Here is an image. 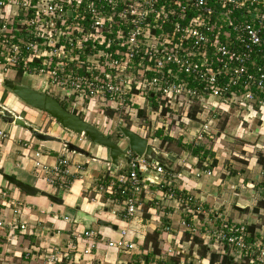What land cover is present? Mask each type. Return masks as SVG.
<instances>
[{
  "label": "built area",
  "instance_id": "1",
  "mask_svg": "<svg viewBox=\"0 0 264 264\" xmlns=\"http://www.w3.org/2000/svg\"><path fill=\"white\" fill-rule=\"evenodd\" d=\"M9 72L35 77L32 88L49 96L44 90L59 91L62 95L52 97L65 108L70 105L69 111H97L94 118L107 134L117 128L121 135L120 128L128 125L155 153L163 136L211 150L223 137L214 128L220 116L234 119L242 130H233V138L245 139L249 121L264 126L258 117L264 115V0H0V83ZM68 134L52 165L30 159L35 175L52 188L57 182L63 191L69 178L83 171V163L67 156V144L81 149L86 144L84 134ZM205 141L213 144L205 146ZM251 144L255 158L264 153V140ZM123 159H107V172L89 188L100 207L113 203L109 213L126 223L116 239L101 242L104 236L96 230L74 228L66 249L36 243L21 249L24 236L41 235L35 220L21 218V203L4 199L0 191L7 210L0 208V264L32 256L38 264H78L81 255L101 246L131 253L144 236L128 222L140 223L144 202L151 203L146 213L153 218L159 201L166 199L180 213L175 231L183 239L161 227L155 255L120 264H208L195 255L198 248L206 250V257L217 256L209 264H264V225L256 234L248 222L227 219L215 206L203 210L185 186L173 183L181 172L170 171L162 160H146L131 150ZM182 161L194 178L213 175L208 157L200 168ZM258 177L264 180V167ZM151 187L159 193L154 199ZM189 251L191 257L184 256Z\"/></svg>",
  "mask_w": 264,
  "mask_h": 264
},
{
  "label": "crops",
  "instance_id": "2",
  "mask_svg": "<svg viewBox=\"0 0 264 264\" xmlns=\"http://www.w3.org/2000/svg\"><path fill=\"white\" fill-rule=\"evenodd\" d=\"M7 109L9 110V108ZM13 114L15 116L20 117L24 121L25 125L17 126L12 123H7L0 119V131H2L5 136V138L0 137V191L5 194L4 199L9 201L12 200L13 202L19 201L21 203L23 207V214L21 218L29 217L30 219L35 220L36 226L38 227V232L41 235L37 237L24 236L22 239L23 241L21 249L24 247V245H27V247L30 244L34 246V243L40 246H44L45 248L49 246H56L59 249H63L64 247L66 249L67 243L69 241L68 238L70 236V231L74 228L82 229L85 227H89L96 230L98 233H101L102 236H104L102 238L100 237V234H97L96 239L99 240L100 238H102L101 242L107 241L108 238L116 239L118 237V228L121 226L123 227L126 223L121 220L122 218L120 217V215H117L116 212L114 215H111L109 213L111 211V208L115 207L113 206V203L107 202L105 203L104 207H100L97 202L93 200V193L89 190L93 182L107 172L106 168L103 165L109 156L105 148H103V151L101 152H95L90 149V146L87 147L86 150L83 149L85 151V154H79L77 152L69 151L67 153V156H69L72 162L83 163V171L81 173V176L79 178L78 176L69 178L70 182L68 189L64 191L57 187V182L54 183L55 186L52 188V186L45 184L41 177L35 175L36 172L32 167V161L30 159L37 160L45 165H52L62 153L60 142L65 141L67 138H69V134L65 133V135L67 136L65 139L63 137L58 138L54 136L56 138L55 140L40 141L36 138H31V132L27 129V126H31L29 124V121L31 119L29 120L26 118L27 120L25 121L24 116L22 117L20 114L17 113ZM31 121L33 122V124L36 123V120ZM225 123H227V126L231 125L230 130L229 128H227L229 130L228 133L231 135V137H233V130H239L240 132H242L240 128H236V121L234 119L230 121H225ZM225 131L226 128L221 131L223 132L221 133V136L225 135ZM245 135L247 136L248 134L245 132ZM167 142L174 143L176 145V147L175 145L174 147L177 150L166 151L165 148L167 144L164 145L161 140L160 145H162V148L160 147V145L159 147L161 148L163 155H158H160V160L164 161V158H166L172 163V167H168L167 169L173 172H181L180 177L174 180L173 183L177 185V187L183 188L185 186L187 191H189L190 193L192 192L193 194H191L195 196L196 199L201 201L203 210L206 211L208 207L215 206L219 211H224V209L220 208V206L223 205L224 200L227 201L229 199L228 196H231L232 199V196L238 195L229 191L230 184H224V182H221L220 178H214L211 181L213 187L210 189L209 193H206V195L202 196V192H204V190H199L197 181L198 179L194 178L190 174L191 169H186L182 166V160H184L188 167L200 168L198 156L191 154L187 145H179V138L170 139L167 140ZM217 145L214 149L210 148V151L214 153V158H216V160V153L221 151L222 148V146L221 148H218ZM251 148L254 147L251 145ZM252 151L253 150H251L250 152ZM174 153L176 154L174 155ZM249 160V166H254L256 168V171L259 172L260 165L257 164L254 151L252 152V155H250ZM208 164L209 162L207 161V165ZM217 166H219V164L216 161V166L210 168L216 170L218 169ZM257 172L253 175V178L257 180V182H255L254 184H261V186H263L264 180L258 177ZM4 175L17 179L25 184L28 183V185L34 186L40 191L52 194L62 199V203L57 204L51 201L48 197L43 196L39 193L34 195H26L19 189H17L13 184L9 183L4 178ZM238 181L239 183L236 179L237 185L242 184V179H239ZM75 182L77 183V190L74 193L73 189ZM251 183L252 182L247 183L246 188H252L253 183ZM218 187L220 190L218 189ZM155 190L156 189L154 187H151L150 197L153 199L156 194H159ZM221 191H224L225 193L218 197L217 195L221 194ZM68 195L73 196L71 202L66 200V197H68ZM238 200L246 201L240 198H238ZM262 200H264V197L262 198ZM2 201L3 200H0V208L2 211H7L2 207ZM159 203L160 208L156 210L158 214L154 215L153 218L149 219V215L148 213H146L148 205H151V203L144 202V205L142 207L143 212L140 210V223H138L137 220H131L130 222H128L127 227L129 229H135L139 231L142 236H144V239H139V241H136L135 249L131 253L127 254L123 252H115L113 249H106L105 247L101 246V248L92 250L89 255H81L79 260L75 263L120 264L124 261H127V259V262H129V260H133L134 258L150 259V257L157 253L153 251V244H156V248H159L161 245L160 238L163 234L162 232H160V228L164 226H168L169 230L173 235H178L180 237L182 236L183 239L182 232L178 234V231H175L179 228L177 220L180 219V213L174 208H172V202L167 199L165 201H159ZM232 206L233 209L230 210V212L226 213V211H224L225 218L245 220L250 224L249 229L254 230L256 234L259 231L263 230L261 227V225H264L263 204L257 205L261 208H256L257 212L251 214L252 217L248 214L242 213L243 208H245L246 204L239 205L238 203H236L237 207H235L233 204ZM69 211H71V213ZM166 211L167 213H169V217H167V215L164 213ZM236 212L241 213L237 214ZM63 216H67L69 220H63ZM157 216L159 217L158 221ZM247 217H251V220H247ZM98 220L103 221L106 224H97L96 221ZM202 249L203 248H198L195 255H197L199 259H202L203 263L208 260L209 264L216 260L217 256L213 253H210L208 257H206L207 252L205 249H203L204 253L202 254ZM70 256H72L71 252ZM184 256L191 257V251H189V254ZM129 257H131V259H129ZM37 261L38 260L36 259V257L32 256L25 260L7 258L3 263L38 264Z\"/></svg>",
  "mask_w": 264,
  "mask_h": 264
},
{
  "label": "rangeland",
  "instance_id": "3",
  "mask_svg": "<svg viewBox=\"0 0 264 264\" xmlns=\"http://www.w3.org/2000/svg\"><path fill=\"white\" fill-rule=\"evenodd\" d=\"M7 78L14 83L18 82L22 85H25V86H28L31 88L34 87V84H36V82H35L36 78L32 77L31 75L19 74V73L14 74L13 72H9V74L7 73ZM48 89H50V88H48ZM48 89L44 90V91H46L47 93H51V96H54V95L59 96V94H60L59 91H54V90L52 91V90H48ZM38 91H40V89ZM40 92H42V91H40ZM63 93H65V92H63ZM60 95H62V94H60ZM54 97H57V96H54ZM62 103L65 104V100ZM6 106L11 111L13 109V111H14V112L12 111L13 113L20 114L22 117L24 116L25 121L27 119L36 120L35 124H33V122L31 120L29 121V124L31 125L32 129H34L38 132H41V133H46V134L58 137V138L63 137L65 139L67 137L65 135V133L68 134V131L63 129L57 123V121L55 119H53L51 116L46 114L44 111H40V110L28 107L27 105L23 104L19 99H17L10 92V90L8 88L4 87L2 85V82H1L0 83V107L6 108ZM68 107L70 108V105H68L66 107L67 110L69 111ZM79 111L80 112L77 113L78 116H81L83 118L84 114H86L84 119L85 120L87 119L86 120L87 123L93 125L94 127H98V129L103 134H107V131H106L105 127L102 126L101 121L95 120V118H92V116L98 115L97 111H94V110L82 111L81 109ZM69 112H74V111H69ZM89 115H92V116L89 117ZM258 117H260V119L264 122V115H262V116L258 115ZM230 120H232V118H227L226 116H220L219 119L217 120V122L215 123V127H214L218 131H222L223 129L226 128L225 135L220 138L219 143L217 145L218 147L222 146L221 151L216 153L217 160L215 158V161H217V163L219 164V166H217L218 169L213 170V175L211 177H201V178H196V179H198L197 181H198L199 190L200 191L204 190V192H202V196L206 195V193H209L210 189L213 187V185L211 184V181L214 178L215 179L220 178L221 182L222 183L224 182V184L229 183L230 184L229 191H231L234 194H238L237 195L238 197L232 196V199H231V196H228L229 199L227 201L224 200V203H223V205L220 206V208L224 209V211H226V213H228V212H230V210L233 209L232 204L235 207H237L236 203H238L239 205L246 204L245 208H243L242 213L248 214L252 217L251 214L257 212V210L256 211L254 210V207L256 206L255 208H258V209L261 208V207L257 206L258 205L257 203L262 202V204L264 206V200H262V198L264 197V187L261 186V184H254L255 182H257V180H255L253 178V175L257 171H256V168L254 166H251V165L249 166L250 155H252V152H253V151L250 152L251 150H253V148H251V145H252L251 143H252V141L258 142L259 140L260 141L264 140L263 137L262 138H260V137L256 138L257 134H259V133L264 135V126L258 127V125H257L258 122L255 120L249 121L248 124L244 125V126H247V128L249 130V134L246 137L245 136L243 137L245 139L239 140L238 136L233 138L228 133L230 128H231V125L227 126V123H225V121H230ZM104 123H106V122H104ZM141 124L144 125V124H146V122L145 121H139L138 125L140 126ZM127 127H128V125L126 127H123V128L127 129ZM168 128H169V126H167V129L164 131L165 133L168 131ZM227 128H229V130ZM117 131H118V129L115 128L114 130H112L111 133H108L107 136L110 140L117 143L121 147V146L126 144V139L124 138V136L122 134L119 135V132H117ZM3 138H5V136ZM31 138H35L32 133H31ZM67 139H69V138H67ZM32 140H34V139H32ZM59 142H60V140H59ZM60 143H62V141ZM92 144L93 143H91L90 140L86 137V144L82 143L81 146L83 147L84 150H86L87 147L91 146L90 149H92L95 152L96 151L97 152L103 151L104 147L96 145V144H93V146H92ZM212 144H213L212 142H207V141H205L203 143V145H205V146L209 145L210 147ZM174 145H175L174 143L167 142L165 150L166 151H169V150L170 151H176L177 150L175 148L176 145H175V147H174ZM214 146H216V145H214ZM160 147L162 148V145H160ZM160 147H159L160 151L157 154L163 155L162 154L163 152H162ZM249 149H250V151H249ZM105 150L107 151V154H108V149L105 148ZM175 154L176 153H174V155ZM108 159H109V156H108ZM118 161L124 162V159L120 158V159H118ZM163 162H164L165 167H167V168L172 167V163L170 161H168L166 158H164ZM197 166H198V164H197ZM214 166H216V162H215ZM214 166H212V168ZM248 167H250V168H248ZM257 175H258V172H257ZM236 179H237L238 183H239L238 180L242 179V182H241L242 184L237 185ZM250 182L253 183V184L251 183L252 188H246V184L250 183ZM218 189H219V187H218ZM76 190H77V183L75 182L73 192L75 193ZM226 191H228V190H226ZM220 193L221 194L217 195L218 197L223 195V193H225V192L221 191ZM238 198L246 200L247 202L238 200ZM72 199H73V196L68 195V197H66V200H68L70 202ZM218 203H220V202H218ZM69 212L71 213V211H69ZM236 213L239 214L241 212H236ZM251 217H247V220H251Z\"/></svg>",
  "mask_w": 264,
  "mask_h": 264
},
{
  "label": "water",
  "instance_id": "4",
  "mask_svg": "<svg viewBox=\"0 0 264 264\" xmlns=\"http://www.w3.org/2000/svg\"><path fill=\"white\" fill-rule=\"evenodd\" d=\"M2 85L8 88L10 92L23 104L40 111H44L46 114L51 116L66 131L76 134L82 133L90 140L91 143L107 148L111 163H116L118 159L123 158L128 150H131L136 156H142L146 160H160L159 155L152 151L151 146L147 144L144 138L139 137L126 128H120L122 135L126 139L125 146L121 148L119 147V145H117V143L105 137L93 125L85 122L77 115H74L65 110L54 98L47 95L46 93L40 92L34 88L22 85L20 83H14L9 79H3ZM0 119L17 126L25 125L24 121L20 117L13 115L6 109H3L2 112H0ZM27 129L37 140L44 141L56 139L52 135L41 133L32 129L31 126H27ZM67 149L79 154H85V151L83 149L76 147L71 143L67 144ZM4 178L26 195H34L39 193L43 196L48 197L51 201L57 204L62 203V199L44 191H40L34 186L25 184L7 175H4ZM96 223L106 224L105 222L100 220L96 221Z\"/></svg>",
  "mask_w": 264,
  "mask_h": 264
},
{
  "label": "trees",
  "instance_id": "5",
  "mask_svg": "<svg viewBox=\"0 0 264 264\" xmlns=\"http://www.w3.org/2000/svg\"><path fill=\"white\" fill-rule=\"evenodd\" d=\"M65 110H67L66 108H65V106L63 105V104H61V103H59ZM68 111V110H67ZM191 112H194V111H191ZM70 113H72V114H75V115H77V113H75V112H70ZM191 117H192V114H189ZM78 116V115H77ZM79 118H81L82 120H84L81 116H78ZM159 132L160 131H156V135H159ZM105 137H107L108 138V136L105 134ZM164 140H170V138H168V137H163L162 138V141H164ZM187 147H188V149L190 150V152H191V154H193V155H196V156H198V161L199 162H202V160L205 158V157H208V159H209V164H208V167L210 168V167H212V166H214V164H215V158H214V153L213 152H211L209 149H205V150H203L201 147H193V148H191V146L190 145H187ZM256 161H257V164H259L260 165V167H264V153H256ZM206 166H203V168H205ZM258 205H262V202H259L258 203ZM254 210L256 211L257 209L256 208H254ZM155 235V234H154ZM194 240H197V238H193ZM153 251H155V252H158L159 251V249L158 248H156V244L154 243L153 244ZM201 252H202V254L204 253V251H203V249L201 250ZM223 259H224V261L226 260V257H223Z\"/></svg>",
  "mask_w": 264,
  "mask_h": 264
},
{
  "label": "flooded vegetation",
  "instance_id": "6",
  "mask_svg": "<svg viewBox=\"0 0 264 264\" xmlns=\"http://www.w3.org/2000/svg\"><path fill=\"white\" fill-rule=\"evenodd\" d=\"M52 97V96H51ZM53 98V97H52ZM7 107V106H6ZM8 108V107H7ZM7 108H2V107H0V112H2V110L3 109H6V110H8ZM8 111H10L11 113H12V111H13V109H12V111L9 109ZM14 112V111H13ZM13 114V113H12ZM14 115V114H13ZM88 115V114H87ZM86 116V115H85ZM92 115H89V117H91ZM88 118V117H87ZM92 118H94V116H92ZM87 120V119H86ZM85 120V121H86ZM100 128V127H99Z\"/></svg>",
  "mask_w": 264,
  "mask_h": 264
},
{
  "label": "clouds",
  "instance_id": "7",
  "mask_svg": "<svg viewBox=\"0 0 264 264\" xmlns=\"http://www.w3.org/2000/svg\"><path fill=\"white\" fill-rule=\"evenodd\" d=\"M85 121V120H84ZM86 122V121H85ZM95 128H97L98 129V127H95ZM128 129V128H127ZM129 130V129H128ZM131 131V130H130ZM101 132V131H100ZM132 132V131H131ZM134 133V132H133ZM104 135V134H103ZM137 135V134H136ZM105 136V135H104ZM139 136V135H138ZM140 137V136H139ZM141 138H143V137H141ZM145 139V138H144ZM118 145V144H117ZM120 147V146H119Z\"/></svg>",
  "mask_w": 264,
  "mask_h": 264
},
{
  "label": "bare ground",
  "instance_id": "8",
  "mask_svg": "<svg viewBox=\"0 0 264 264\" xmlns=\"http://www.w3.org/2000/svg\"><path fill=\"white\" fill-rule=\"evenodd\" d=\"M87 122V121H86ZM99 130V129H98ZM100 131V130H99ZM102 133V132H101ZM103 134V133H102Z\"/></svg>",
  "mask_w": 264,
  "mask_h": 264
}]
</instances>
